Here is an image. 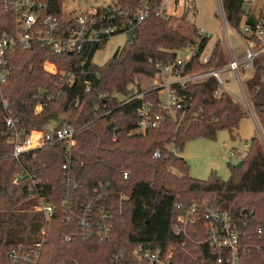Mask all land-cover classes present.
Returning a JSON list of instances; mask_svg holds the SVG:
<instances>
[{
    "label": "trees",
    "instance_id": "trees-1",
    "mask_svg": "<svg viewBox=\"0 0 264 264\" xmlns=\"http://www.w3.org/2000/svg\"><path fill=\"white\" fill-rule=\"evenodd\" d=\"M65 1L41 0L47 13L61 17ZM110 1L130 10L145 3L148 17L135 37L103 65L93 62L97 49L87 58L84 51L55 54L35 43L30 49L6 54L10 80L3 94L18 131L44 130L54 121V129L69 124L77 132L76 145L69 153L58 141L17 159L12 155L13 133L0 99V264H25L21 260L14 263L9 251L19 244L27 249L43 238L40 264H113L121 254L125 263L133 259L134 248L141 244L164 249L175 244L176 262L217 264L218 252L207 243L199 244L203 234L198 237L191 232L186 246H182L185 237L173 231L180 212L177 204L204 200L229 211L245 230L241 264H264V145L260 138H251L242 167L228 162L227 179L216 170L206 179L192 176L188 161L178 153L189 140L215 139L222 129H238L247 115L242 105L227 93L215 97L218 83L210 78L177 86L183 108L176 119H166L156 128L139 126L143 99L132 96L145 92L147 100L155 98L156 92L143 88L137 78L159 77L157 61H173L178 50L197 42L198 27L187 28L193 8L186 7L181 16H163L158 14L163 0ZM247 3L222 0L228 24L239 32L244 22L254 25L264 20V10L255 15ZM16 29L17 14L6 10L4 0H0V36L14 34ZM207 42L204 38L201 49ZM46 60L56 64V74L45 71ZM226 62L223 47L217 43L208 63L195 56L184 73L220 67ZM132 84L136 88H130ZM244 86L264 126V56L254 62ZM42 89H46L45 94H41ZM156 151L159 157L154 156ZM25 168L41 181V195L54 207L48 224L45 214L36 209L38 198L31 193L30 178L14 182ZM124 172H128V178ZM66 198L71 199L69 205L64 202ZM89 203L110 215L112 232L105 241L85 238L80 217ZM66 207L71 208L67 211Z\"/></svg>",
    "mask_w": 264,
    "mask_h": 264
},
{
    "label": "built area",
    "instance_id": "built-area-1",
    "mask_svg": "<svg viewBox=\"0 0 264 264\" xmlns=\"http://www.w3.org/2000/svg\"><path fill=\"white\" fill-rule=\"evenodd\" d=\"M188 1L194 2V0ZM4 7L17 14L16 32L0 36V99L7 125L13 133L12 155L19 159L23 153L58 141L64 143L69 153L76 145L77 129L72 125L67 124L59 129L39 130L35 139L32 137L33 130L30 133H22L15 127V121L9 111V102L3 94V87L10 80V71L6 67V54L18 49L27 50L35 43H40L55 54L84 51L88 58L94 49L101 48L115 34L127 33L129 39L135 37L142 22L148 17L147 7L143 3L140 7L130 10L128 6L117 1H110L107 4L89 6L85 11L64 14L63 17L47 13L41 0H4ZM165 9L166 6L161 4L158 14L167 16ZM221 12L222 25L224 29L229 28L223 8ZM242 29V32H237L230 28L233 34L242 36L243 56H237L236 47H232L228 40V61L220 67L184 73L195 56H200L202 63L205 64L211 59V54L206 53L204 48L201 49L203 39L210 36L209 32L203 29L199 30L197 42L189 44L175 60L157 61L155 65L161 75V82L156 81L152 88L156 92L155 98L144 100L145 92L132 96V99H143L142 107L139 109L140 128H156L166 119H176L177 113L183 108L177 86L203 83L210 78L216 79L218 83V88L214 92L215 97H221L224 93L229 94L256 119L251 103L246 98L244 80L253 72L256 59L264 56V20L254 25L245 24ZM86 63L87 60L83 65ZM44 69L48 74L57 73V66L51 60L45 61ZM225 74L228 76H224ZM70 81H74L73 76L70 77ZM233 85L240 90L242 97L239 98L236 90L232 88ZM236 153L237 150L230 151V156L234 157ZM154 156L159 157L160 152L156 151ZM63 167L68 168V164H64ZM27 177L32 183L30 189L32 195L38 198L36 209L45 214L48 224L53 218L54 207L44 201L41 195L43 187L39 186L41 181L25 168L16 175L14 182L20 183ZM124 177H129L128 172H124ZM70 200L66 198L64 202L69 205ZM90 206L91 203L84 208V213L80 217V224L86 230L85 238L97 237L99 241H105L110 238L112 232L110 215L103 208ZM70 208L66 207V210L69 211ZM177 208L180 212L175 218L173 231L185 237L182 246H186L191 232L198 237L203 234V238H199V244L207 243L218 252L217 264H241L246 232L229 211L216 207L210 201L202 203L193 201L189 205L178 203ZM42 232L45 234L46 225ZM67 239L70 237L67 236ZM44 242L43 238L41 242L30 245L27 249L19 244L9 251V257L14 263L21 260L25 264H40ZM175 251V244H171L167 249L141 244L134 248L132 260L122 262L123 254H121L114 258L113 264H183L174 260Z\"/></svg>",
    "mask_w": 264,
    "mask_h": 264
},
{
    "label": "rangeland",
    "instance_id": "rangeland-1",
    "mask_svg": "<svg viewBox=\"0 0 264 264\" xmlns=\"http://www.w3.org/2000/svg\"><path fill=\"white\" fill-rule=\"evenodd\" d=\"M108 2H110V0H66L64 3V13L69 15L73 12L85 11L89 6L107 4ZM164 2V5H167L165 11L168 15L173 14L181 16L185 12V6H193V10L188 16L190 23L187 25L188 31L189 26H196L200 30L203 29L208 31L210 34L211 47L217 40H221L227 46L229 40L230 45L236 47L235 51L237 56H243L242 48L239 46V44L242 43V36L239 35V38L236 37L231 32L230 28L226 27V29H224V26L222 25L221 0H194L193 3L188 0H181L180 3L176 2L175 7H173L174 0H164ZM263 3L264 0H251L246 4V7L259 12L264 9ZM128 39L129 35L127 33H119L111 36L101 48L96 50L93 57L94 63L97 65H103L125 44ZM221 46L223 47V44H221ZM226 53H228V51ZM224 76L228 75L225 74ZM136 82L144 88L154 87L151 79L145 76H139ZM131 87L136 88V85L132 84L130 88ZM232 88L236 90L239 98L242 97L240 90H238L236 86ZM245 94L248 101H250V96L247 93L246 88ZM250 103L252 112L256 115V119L253 115L248 114V112L245 111L247 115L241 119L238 129H235L232 132L228 129H222L217 133L215 139L199 137L189 140L186 143L184 150L182 152L178 151V153L188 161L190 165V174L192 176L206 179L209 177L212 170H216L222 178L227 179L230 176L228 162L237 165V163L243 160L248 152L249 142L252 137L258 136L264 145V126L261 124L257 116L258 113L255 110L253 103L251 101ZM242 107L244 109L243 105ZM54 124V121L50 122L44 130H50ZM235 149L238 153L236 156L230 157V151Z\"/></svg>",
    "mask_w": 264,
    "mask_h": 264
},
{
    "label": "crops",
    "instance_id": "crops-1",
    "mask_svg": "<svg viewBox=\"0 0 264 264\" xmlns=\"http://www.w3.org/2000/svg\"><path fill=\"white\" fill-rule=\"evenodd\" d=\"M163 2H164V0H163ZM162 2V4H165V2L163 3ZM176 2H178V3H180L181 2V0H174V6L173 7H175V5H176ZM168 4V3H167ZM221 4H222V0H221ZM264 4V3H263ZM180 5V4H179ZM166 6V9H167V5H165ZM188 6H190V5H187V6H185V9H186V7H188ZM191 7H193V6H191ZM223 8V7H222ZM250 11H251V13H253V14H255V15H258L259 14V12H256V11H253V10H251L250 9ZM224 12V11H223ZM191 13V12H190ZM189 13V14H190ZM225 16V15H224ZM226 22H227V20H226ZM227 24H228V22H227ZM245 25V22L242 24V28H243V26ZM228 26H229V28H231L232 30H236V29H234V28H232V27H230V25L228 24ZM200 30V29H199ZM237 31V30H236ZM237 32H239V31H237ZM235 35V34H234ZM236 37H238L239 38V36H237V35H235ZM206 38H208V42H207V44H205V47H204V50H205V52L206 53H209V54H211L212 55V51L214 50V48L216 47V45H217V43H221V44H223V51L225 52V54H226V56H227V61H228V53H226L228 50V44H227V46H226V44H224L221 40H217L213 45H212V47L210 46V36L209 37H206ZM241 42H242V40H241ZM188 46V45H187ZM186 46V47H187ZM239 46H241V44H239ZM186 47H184L183 49H181V50H178V55H180L181 54V52L186 48ZM226 49V50H225ZM94 62V61H93ZM227 63V62H226ZM156 81H160L161 82V75L159 76V77H157V78H155V79H151V82L153 83V84H155L156 83ZM235 85H233L232 87H234ZM144 88V87H143ZM145 89H147V90H149V89H152V88H145ZM56 125V122H55V124H54V126ZM53 126V127H54ZM52 127V128H53ZM38 132H40L39 130H33L32 131V133H37L38 134ZM236 150V149H235ZM237 153H238V151H237ZM236 153V154H237ZM229 155H230V153H229ZM236 156V155H235ZM231 157V156H230Z\"/></svg>",
    "mask_w": 264,
    "mask_h": 264
},
{
    "label": "water",
    "instance_id": "water-1",
    "mask_svg": "<svg viewBox=\"0 0 264 264\" xmlns=\"http://www.w3.org/2000/svg\"><path fill=\"white\" fill-rule=\"evenodd\" d=\"M45 93H46V89H42L41 94H45ZM109 128H112V125H109ZM242 165H243V160L237 163V167L239 168L242 167Z\"/></svg>",
    "mask_w": 264,
    "mask_h": 264
},
{
    "label": "bare ground",
    "instance_id": "bare-ground-1",
    "mask_svg": "<svg viewBox=\"0 0 264 264\" xmlns=\"http://www.w3.org/2000/svg\"><path fill=\"white\" fill-rule=\"evenodd\" d=\"M38 136V134L37 133H33V139H35L36 137Z\"/></svg>",
    "mask_w": 264,
    "mask_h": 264
}]
</instances>
